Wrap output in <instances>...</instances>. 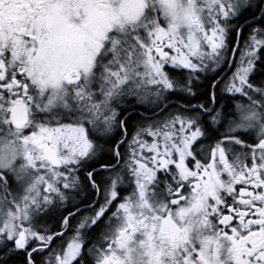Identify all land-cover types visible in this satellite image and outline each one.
I'll return each instance as SVG.
<instances>
[{"label": "snow or ice", "instance_id": "6c2138e0", "mask_svg": "<svg viewBox=\"0 0 264 264\" xmlns=\"http://www.w3.org/2000/svg\"><path fill=\"white\" fill-rule=\"evenodd\" d=\"M252 7L0 0V264H264V26L239 23ZM86 188L97 199L73 203ZM58 211L59 231L39 225Z\"/></svg>", "mask_w": 264, "mask_h": 264}, {"label": "flooded vegetation", "instance_id": "af4514ba", "mask_svg": "<svg viewBox=\"0 0 264 264\" xmlns=\"http://www.w3.org/2000/svg\"><path fill=\"white\" fill-rule=\"evenodd\" d=\"M258 3H259V0H252L253 7L248 12H245V14H244L246 19H242L239 21L240 24L245 26L244 31L242 32V36H244V37H247L248 32L251 31V29L248 28L249 24H251L252 27H256V28L264 26V21H261L262 13L260 11H258L256 8V4H258ZM257 21H261V22L257 23ZM234 70H235V65L233 63L231 69L229 70V67H225L224 71L220 73V76L217 77V79L230 77L232 74V71H234ZM176 75L179 76V75H181V73L177 72ZM184 75H186V72L184 73ZM253 80L256 83H259L261 80H264V72L255 73L253 76ZM208 81H210V79H206L202 75L201 80L199 82L200 87H199L198 91H200L203 82H205V84H206V82H208ZM219 88L222 89L223 84H220ZM194 91H196L195 88H194ZM197 94H198V92H197ZM217 95H218L219 102L222 104H228L230 102L235 103L239 99V97H237L236 100L229 101L226 97H228L230 94L220 92L219 89L217 90ZM169 97H170V99L168 100V102L171 105V107L169 108V111H173V110H175V103L177 100H179L180 97L178 95H170ZM203 101L202 100L201 101L200 100H193L192 102H193V104H195V103L203 102ZM133 106H134L133 109L129 110L132 113V115L138 114L140 117L144 116V115H147V116L152 115V111H150V107H148V106H145L143 104H134ZM143 109H147L148 112L147 113L144 112ZM135 124H136V122H133L132 125L131 124L129 125V138L131 136V133L135 131V127H134ZM81 175L83 176V173H81ZM127 194L128 193H124V195H127ZM102 195H103V193L101 192V194H100L101 198H102ZM77 199H78L77 200L78 203L82 199L86 200L88 203H91L93 200L97 199V195L92 189L86 188V189H84V191L81 193L80 196H77ZM80 208H81V211H84L85 205L81 204ZM56 214L59 215L57 222H56V220L53 219L54 218L53 216ZM85 214H87V213H85ZM59 220H60V212L58 211L49 217H45L44 219H41L39 221V225L45 226V227H47L49 229H53L55 231H59ZM57 243H59V241ZM21 259L22 258L14 259L11 263L12 264H21Z\"/></svg>", "mask_w": 264, "mask_h": 264}, {"label": "trees", "instance_id": "16d2710c", "mask_svg": "<svg viewBox=\"0 0 264 264\" xmlns=\"http://www.w3.org/2000/svg\"><path fill=\"white\" fill-rule=\"evenodd\" d=\"M211 83V80L210 81H208V82H206V84H205V82H203V84H202V86H201V89H200V91H198V94H197V96H198V98L199 99H194V100H205L207 97H206V93H208L209 91H210V89H209V84ZM133 107L134 106H132V107H130V109L129 110H132L133 109ZM143 111L144 112H148V110L147 109H143ZM139 115L138 114H135V115H133V120L130 122V124L132 125L133 124V122H137L138 120H139ZM129 124V125H130ZM56 216V217H55ZM54 218V220H56V222H57V219L59 218V215L58 214H56V215H54L53 216ZM12 264V263H11Z\"/></svg>", "mask_w": 264, "mask_h": 264}, {"label": "rangeland", "instance_id": "374dc122", "mask_svg": "<svg viewBox=\"0 0 264 264\" xmlns=\"http://www.w3.org/2000/svg\"><path fill=\"white\" fill-rule=\"evenodd\" d=\"M150 99H152V98L150 97L149 100H150ZM169 99H170V97H169ZM136 104H143V105H145V106L150 107V105H149V103H148L147 101H145L144 103H136ZM77 200H78V199H77V197H76V199H75V201H73V203H78ZM71 206H72L71 204L68 205L69 208H71Z\"/></svg>", "mask_w": 264, "mask_h": 264}, {"label": "water", "instance_id": "95a60500", "mask_svg": "<svg viewBox=\"0 0 264 264\" xmlns=\"http://www.w3.org/2000/svg\"><path fill=\"white\" fill-rule=\"evenodd\" d=\"M231 68H229V70H230Z\"/></svg>", "mask_w": 264, "mask_h": 264}]
</instances>
